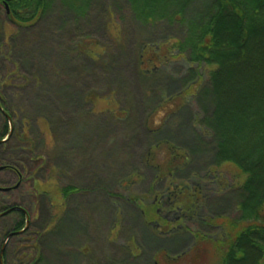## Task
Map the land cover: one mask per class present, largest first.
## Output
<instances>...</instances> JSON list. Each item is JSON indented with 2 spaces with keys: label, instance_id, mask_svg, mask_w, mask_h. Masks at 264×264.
I'll list each match as a JSON object with an SVG mask.
<instances>
[{
  "label": "trees",
  "instance_id": "1",
  "mask_svg": "<svg viewBox=\"0 0 264 264\" xmlns=\"http://www.w3.org/2000/svg\"><path fill=\"white\" fill-rule=\"evenodd\" d=\"M6 1L10 12L5 18L17 32L34 26L57 1L82 13L77 5L68 0ZM90 1L86 0L85 7ZM128 1L142 28L169 29L178 36L174 40L158 38L152 42L143 33L138 41L136 74L148 92L156 91L155 95H158L150 116L165 107L162 103L177 102V106H183L171 116L177 115L179 120V113L188 109L192 122L187 127L192 134L188 141L167 133L165 124L156 129L148 128L150 143L142 162L145 168L153 170L154 183H162L160 191L152 185L146 193L136 194L134 188L141 178L138 170L115 172L113 182H117V193L110 192L107 186L102 189L112 207L117 206L119 215L122 209L117 200L129 202L141 210L147 228L161 242L189 238L196 247L205 241L220 251L221 264H264V0H203L208 7L203 5L201 11L196 7L198 0ZM120 31L118 28L112 30L117 36L112 34V37L119 45L122 44L117 39ZM155 43H161V46L156 47ZM75 48L85 61H92L93 66L98 63L108 68L112 64L108 48L97 42H79ZM175 60H181L183 71L177 72V79L169 78L167 87H155L157 84L153 83L162 78L161 69L153 67L157 63L169 66ZM21 65L24 66L23 63ZM146 66L152 68L145 70ZM11 74L17 76L18 70ZM57 76L61 78L59 73ZM9 81L0 82V106L10 117L9 121L0 110V141L9 136L10 122L13 132L9 140L0 144V151H9V145L14 142L17 148L12 151L18 152L21 148L27 156L21 159L12 157L14 163L11 165L0 157V167H5L4 170L13 173L18 180L17 188L0 194L3 196L0 197V213L20 207L32 221L25 206V201L30 200L36 219L32 221L31 228L19 237L21 241L17 239L23 256L15 261L17 264H38L43 253L50 248L51 241L58 238L66 224L73 223L77 216L78 205L71 200L82 190L63 183L67 168L61 166V162L73 163V160L67 152L58 149L57 144L61 136L72 130L78 118L88 111L83 110L67 122L53 121L47 114L39 118L26 115L24 124L17 126L12 106L2 90ZM26 81L36 92L50 95L55 102L66 103L70 98L68 93L63 96L59 89L49 91L40 71ZM175 82L180 89L170 94L169 86ZM119 94V83L111 82L107 95L97 97L89 94L84 101L94 109L101 107L116 121L126 120L130 110L128 107L119 109ZM165 97L167 100H163ZM167 108L171 106L168 104ZM33 121L42 122L40 134L31 132ZM45 134L48 141L43 140ZM86 160L78 161L81 170L91 162L89 158ZM197 162H204V167H197ZM117 166L120 169L117 164L114 171ZM92 178L95 180V175ZM99 184L97 182V186ZM216 199L232 200L237 218L216 217L209 207L211 200ZM47 205L52 211L47 210ZM43 209L48 211L49 216L40 228H36L35 225L42 219ZM207 209L212 210L208 212ZM8 217L13 219V224L6 231L17 232L23 228L24 213L13 212ZM154 221L158 222L160 229L153 226ZM118 223L116 220L114 228H118ZM212 229H216L218 235L213 240L205 235V230ZM117 231L118 235L123 234L121 229ZM46 237L49 238L47 241ZM116 240L117 237L113 236V241ZM123 252L132 263L144 257L134 235L124 241ZM72 254H77V251H72ZM161 254L170 258L168 250L160 243L157 256L145 262L159 264L157 257ZM7 255L5 251V264Z\"/></svg>",
  "mask_w": 264,
  "mask_h": 264
},
{
  "label": "rangeland",
  "instance_id": "2",
  "mask_svg": "<svg viewBox=\"0 0 264 264\" xmlns=\"http://www.w3.org/2000/svg\"><path fill=\"white\" fill-rule=\"evenodd\" d=\"M68 1L77 5L82 13L57 1L34 26L21 32L15 30V26L6 20L4 12L0 10V82L10 80L2 90L12 106L17 126L21 127L24 124L26 115L39 118L47 114L53 121L67 122L69 118L77 117L83 110L88 111L82 118L81 116L78 118L74 130L63 134L57 144V148L67 152L73 160V163L63 162L66 165L61 162V166L67 168L63 183L72 184L82 190L71 200L78 205L77 216L73 223L66 224L58 238L51 241L50 248L43 253L42 261L38 264H67L68 259V264H147L145 262L147 259L157 256L160 243L168 250L170 258L164 254L159 255L157 257L159 264H221L220 251L211 243L202 241L200 245L194 247L189 238V240L185 238L188 241L170 239L162 242L154 238L141 217V210L129 202L117 200L122 209L119 215L117 206L112 207L110 199L102 189L107 186L110 192L117 193V182H113L116 179L115 172L128 173L138 170L141 178L134 188L136 194L146 193L152 185L160 191L162 183H154L153 170L145 168L142 162L150 143L148 128L156 129L165 124L164 130L170 135L176 134L188 141L191 139L192 133L187 127L192 122L189 110H182L179 113V120L176 118L177 115L171 116L172 112H177L183 105L177 106V102L173 104L167 101L165 104L162 103L165 107L156 110L153 117L150 116L158 95H155L156 91L148 92L135 70L138 41L143 33L147 34L152 42L158 38L174 40L178 37L177 34L169 29L142 28L136 21L128 0H91L86 7V0ZM198 1L196 7L201 11L203 0ZM115 28L121 30L117 38L122 42L121 45L116 44L112 37L114 33L112 30ZM87 41L97 42L108 48L112 55L110 67L104 68L98 63L93 66L92 61H85L86 59L77 53L75 48L77 43ZM155 46L160 47L161 43H155ZM165 49L163 52L166 53ZM180 61H172L169 66L157 63L153 68L161 69L162 79L153 85L157 84L155 87L158 88L167 87L171 78L177 79L178 73L184 69ZM149 68L152 67L146 66L145 70ZM16 69L17 76L11 74ZM37 71L41 72L49 91L59 89L63 96L67 93L70 95L66 103L55 102L50 95L41 91L36 92L27 84L26 80ZM58 73L61 78H58ZM111 82L120 85V94L117 98L119 109L128 107L130 110L126 120L116 121L101 107L94 109L84 101L85 96L89 94L97 97L107 95ZM179 86L177 82L172 83L169 86V93H176L180 89ZM163 100H167V97ZM167 103L171 108H167ZM1 123L0 117V126ZM31 124V132L40 134L42 122L33 121ZM43 140L48 141L47 134ZM9 146L11 147L9 151H0V157L2 156L7 165L14 163L11 160L14 156L16 159L27 156L21 148H18V152L12 151L17 148L14 142ZM88 158L91 160L89 166L81 170L78 161L87 162ZM59 163L60 159L58 165ZM117 164L120 165V169L117 166L114 171ZM196 164L201 168L205 163ZM92 175L93 177L95 175L96 181ZM97 182L100 183L98 186ZM16 186L18 187V180L13 173L5 170L0 172V188L12 190ZM9 192L0 191V194ZM211 201L209 207L213 209L216 217L237 218L236 206L232 200ZM56 203L60 205V202ZM25 204L32 219H36L30 200H26ZM212 209L207 210L209 212ZM47 210L52 211V208L47 205ZM48 211L43 209L42 219L35 225L36 228H40L47 221ZM163 216L168 217L165 214ZM116 220L119 222L117 229L114 228ZM157 223L154 221L153 226ZM12 224L13 219L10 217L0 219V237L4 236ZM120 229L123 234L118 235L117 230ZM161 231L163 229L159 230ZM130 235L136 237L144 256L140 261L133 263L129 262L123 252L124 241ZM205 235L210 236L211 240L218 236L216 229L205 230ZM113 236L117 237L116 241H113ZM48 239L46 237L45 241ZM3 241L8 254L7 264H17L16 261L23 256V249H19L17 239L7 238ZM29 251L28 249L27 252ZM72 251H77V254L73 255Z\"/></svg>",
  "mask_w": 264,
  "mask_h": 264
},
{
  "label": "flooded vegetation",
  "instance_id": "3",
  "mask_svg": "<svg viewBox=\"0 0 264 264\" xmlns=\"http://www.w3.org/2000/svg\"><path fill=\"white\" fill-rule=\"evenodd\" d=\"M0 10L1 11H3L4 12V14L5 15H8L9 13L8 12H10V9H9V4H8V2L6 1V0H0ZM163 200V199H162ZM22 209V208H21ZM13 212H21V213H24L25 214V221H24V226H23V228L20 230V231H17V232H9V231H6L5 232V234H4V236H1L0 237V255H1V252L3 251V255H4V252L6 251V247L4 246V239H7L8 237H9V235H11V234H13V236L12 237H10V238H8V240H14V239H19L20 240V238L19 237H21L22 235H24V233L26 232V231H28L30 228H31V223H32V221L30 220V217H29V215L26 213V211L23 209V211H12V212H10L9 214H7V215H5V216H0V219L1 218H3V217H8V215H10L11 213H13ZM158 212H160L159 210H158ZM2 213H4V212H2ZM2 213H0V214H2ZM27 219H28V221H29V224H28V226H27ZM26 226H27V228H26ZM156 228H159L160 229V226L158 225V224H156V225H154ZM26 228V229H25ZM158 229V230H159ZM21 241V240H20ZM1 264V263H0ZM3 264H5V260H4V258H3Z\"/></svg>",
  "mask_w": 264,
  "mask_h": 264
},
{
  "label": "water",
  "instance_id": "4",
  "mask_svg": "<svg viewBox=\"0 0 264 264\" xmlns=\"http://www.w3.org/2000/svg\"><path fill=\"white\" fill-rule=\"evenodd\" d=\"M8 13H9V12H8ZM0 110L3 112V114H4V115L8 118V120L10 121V117H9V116H8L3 110H2L1 106H0ZM12 132H13V127H12V124H11V122H10V134H9V136H8L6 139L0 141V144H3L4 142H6V141L9 139L10 135L12 134ZM4 169H5V167H0V172L3 171ZM15 188H17V186H16ZM0 191H1V192H9V191H11V188H0ZM18 210H19V211H23V209L15 207V208H12V209H10V210H8V211H5L4 213L0 214V216L2 217V216H5V215L9 214V213L12 212V211H18ZM28 224H29V221H28V219H27V226H28ZM27 226H26V228H27ZM26 228H25V229H26ZM12 236H13V234L9 235L8 238H10V237H12ZM0 263L3 264V251L1 252V255H0Z\"/></svg>",
  "mask_w": 264,
  "mask_h": 264
}]
</instances>
